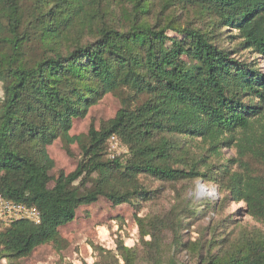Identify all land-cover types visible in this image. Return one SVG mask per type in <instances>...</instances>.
Returning a JSON list of instances; mask_svg holds the SVG:
<instances>
[{
	"label": "trees",
	"instance_id": "16d2710c",
	"mask_svg": "<svg viewBox=\"0 0 264 264\" xmlns=\"http://www.w3.org/2000/svg\"><path fill=\"white\" fill-rule=\"evenodd\" d=\"M160 1L155 14L154 0H0V194L40 214L39 223L0 226V258L55 241L76 209L99 197L113 204L151 199L142 175L210 180L212 165L203 154L179 156L175 134L204 138L213 152L234 145L239 159L248 154L264 164V73L209 33L163 13L194 5L211 27L236 29L246 48L264 56V0ZM27 46L37 49L35 58ZM120 89L128 97L112 118L90 126L76 168L52 178L46 146L57 138L72 142L73 120ZM111 136L127 148L114 158ZM239 163L240 171L218 173L219 189L264 222V191ZM196 264H264V242Z\"/></svg>",
	"mask_w": 264,
	"mask_h": 264
},
{
	"label": "rangeland",
	"instance_id": "374dc122",
	"mask_svg": "<svg viewBox=\"0 0 264 264\" xmlns=\"http://www.w3.org/2000/svg\"><path fill=\"white\" fill-rule=\"evenodd\" d=\"M160 4V0H154L155 14ZM167 12L174 21L180 24L188 21L193 28L209 33L214 43L229 50L232 57L264 73V56L246 48L236 29L221 25L211 27V21L199 14L194 5H176L174 11H163ZM37 53L35 48H25L29 58H35ZM2 95L0 88V97ZM127 97L124 89L106 93L83 118L73 120L69 131L74 138L72 142L57 138L46 146L53 161L49 171L52 178L76 168L81 158L80 145L90 126L98 128L101 122L112 118ZM259 120L264 122V111ZM260 131L261 127L255 130ZM232 135L239 136L238 133ZM171 139L182 149L179 156L191 160L198 154L205 156L213 167L210 180L198 177L166 182L142 175L139 182L151 199L134 197L130 202L113 204L99 197L93 203L78 207L74 219L58 228L59 236L55 241L38 245L27 256H3L0 264H123L124 260L131 264L150 260L160 264H196L203 259L234 253L250 241L264 242V222L249 213L244 200H232L227 190L220 191L218 184V173L228 169L240 171L241 159L243 174L251 176L264 191V164L248 154L239 159L234 145L219 144L218 150L213 152L209 141L201 137L175 134ZM120 145L116 155L127 151ZM107 151L108 157L113 154L108 148ZM170 165L181 166L174 161H170ZM52 184L53 180L48 186ZM200 187L207 191L200 192Z\"/></svg>",
	"mask_w": 264,
	"mask_h": 264
},
{
	"label": "built area",
	"instance_id": "2783aa9c",
	"mask_svg": "<svg viewBox=\"0 0 264 264\" xmlns=\"http://www.w3.org/2000/svg\"><path fill=\"white\" fill-rule=\"evenodd\" d=\"M121 145L119 144L115 136H111L108 140V150L110 153V158H114L118 152ZM20 219H26L34 223L40 222L39 211L33 207L28 206L24 203L15 202L9 199L4 198L0 194V226L6 227L12 222Z\"/></svg>",
	"mask_w": 264,
	"mask_h": 264
},
{
	"label": "bare ground",
	"instance_id": "6f19581e",
	"mask_svg": "<svg viewBox=\"0 0 264 264\" xmlns=\"http://www.w3.org/2000/svg\"><path fill=\"white\" fill-rule=\"evenodd\" d=\"M199 191H200V192H206L207 190H206L204 187H200V188H199Z\"/></svg>",
	"mask_w": 264,
	"mask_h": 264
}]
</instances>
